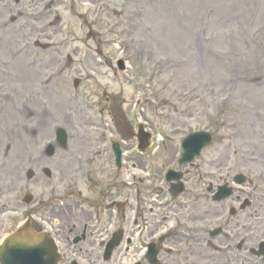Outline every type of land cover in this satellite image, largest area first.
<instances>
[{
  "label": "rangeland",
  "instance_id": "rangeland-1",
  "mask_svg": "<svg viewBox=\"0 0 264 264\" xmlns=\"http://www.w3.org/2000/svg\"><path fill=\"white\" fill-rule=\"evenodd\" d=\"M33 2L41 0H25L29 5L24 7L0 0V94L14 101L8 117L0 110V159L5 145H10V158L20 153L5 127L15 135V121L25 122L27 109L40 112L44 101V135L38 133L30 150L35 172L47 166L52 178L38 175L40 182L28 184L34 197L43 183L45 191L58 176L62 150L49 159L35 156L52 139L55 125H63L68 136L92 134L82 127V119L100 117L117 134L111 101L118 103L134 132L138 123L166 136L210 131L214 141L205 156L218 150H264V0H45L42 12L31 7ZM34 41L51 46L41 50ZM24 44L27 53L9 63V52ZM117 58L126 60V71L117 70ZM20 62L27 65L21 71ZM76 78L81 83L75 89ZM36 121L40 119L34 115L27 122L35 126ZM168 143L155 155L152 172L172 160L175 149ZM26 155L15 158L20 180V171L30 165ZM200 188L194 180L191 196L185 197L195 206L191 213L186 209L190 221L197 215L189 223L194 229L203 212ZM6 217L0 238L13 225ZM202 252L194 251L187 260L176 255L175 264H201L206 260Z\"/></svg>",
  "mask_w": 264,
  "mask_h": 264
},
{
  "label": "flooded vegetation",
  "instance_id": "flooded-vegetation-1",
  "mask_svg": "<svg viewBox=\"0 0 264 264\" xmlns=\"http://www.w3.org/2000/svg\"><path fill=\"white\" fill-rule=\"evenodd\" d=\"M255 162L264 164V157L254 160L222 155L210 166L213 171L203 176L205 186L232 187L231 194L217 203H213L210 195L204 193L205 226L217 225L216 264H264V249L256 254L260 250V243L264 242V166L257 167L253 165ZM68 170L76 179L71 183L72 188L83 183L84 193L70 190L68 194L76 196L72 203L59 208L51 207L44 215V231L51 233L62 255L59 264H71L72 260L78 264L125 263L128 242L108 260L103 258V249L114 230L120 228L127 229L132 235L136 229L139 246L144 244L146 227L143 200L137 198L132 220L126 211L128 188L119 179L118 172L115 173L117 185L113 186V174L105 163L98 166L97 171L88 170L85 176L74 170L73 166H68ZM248 172H259V181L252 179ZM238 173L245 174V188L234 184ZM120 197L124 199L121 200L122 205L114 211L109 205ZM160 226L152 223L146 238L154 236Z\"/></svg>",
  "mask_w": 264,
  "mask_h": 264
},
{
  "label": "water",
  "instance_id": "water-1",
  "mask_svg": "<svg viewBox=\"0 0 264 264\" xmlns=\"http://www.w3.org/2000/svg\"><path fill=\"white\" fill-rule=\"evenodd\" d=\"M204 139L203 141H207ZM52 151H49L51 154ZM31 234H29V233ZM6 246L4 252L0 254L2 262L9 263L12 258V255L17 254H28L30 255L29 259L27 256H22V260H18L12 264H48V261L44 262V252L51 256V245L49 242L44 241V235L33 233L28 226L20 228L18 233L11 239L6 240ZM46 249V251H45ZM5 253V258H4ZM3 258H2V257ZM51 260V258H50ZM49 260V261H50ZM52 262V261H51Z\"/></svg>",
  "mask_w": 264,
  "mask_h": 264
},
{
  "label": "bare ground",
  "instance_id": "bare-ground-1",
  "mask_svg": "<svg viewBox=\"0 0 264 264\" xmlns=\"http://www.w3.org/2000/svg\"><path fill=\"white\" fill-rule=\"evenodd\" d=\"M23 55V54H22ZM14 62H16V60L14 61ZM21 64H18V69L21 71V70H24L25 69V66H27V65H25L24 66V64L25 63H22V62H20ZM24 75H26L27 77H31L32 76V74H30V73H27V74H24ZM32 79V78H31ZM38 79H39V77H38ZM37 79V80H38ZM35 83H36V81H35ZM193 252V251H192Z\"/></svg>",
  "mask_w": 264,
  "mask_h": 264
}]
</instances>
